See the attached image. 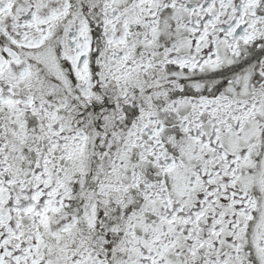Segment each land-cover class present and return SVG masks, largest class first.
<instances>
[{"label": "snow or ice", "instance_id": "1", "mask_svg": "<svg viewBox=\"0 0 264 264\" xmlns=\"http://www.w3.org/2000/svg\"><path fill=\"white\" fill-rule=\"evenodd\" d=\"M0 264H264V0H0Z\"/></svg>", "mask_w": 264, "mask_h": 264}]
</instances>
